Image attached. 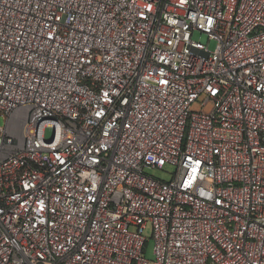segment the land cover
<instances>
[{
  "label": "built area",
  "instance_id": "1",
  "mask_svg": "<svg viewBox=\"0 0 264 264\" xmlns=\"http://www.w3.org/2000/svg\"><path fill=\"white\" fill-rule=\"evenodd\" d=\"M0 116V264H264V0H0Z\"/></svg>",
  "mask_w": 264,
  "mask_h": 264
},
{
  "label": "rangeland",
  "instance_id": "2",
  "mask_svg": "<svg viewBox=\"0 0 264 264\" xmlns=\"http://www.w3.org/2000/svg\"><path fill=\"white\" fill-rule=\"evenodd\" d=\"M193 40L204 44L206 47H208L210 52H214L216 50L217 41L213 40V39H209L208 35H206V34H201L199 32H196L193 36ZM207 110H209V109L207 108ZM4 126H5V118L0 116V127L3 128ZM51 133L52 132L49 131L48 137H51ZM174 172H175L174 168L170 165H167L166 167H164L162 169H149V170H147L146 173L150 176L157 178V179L168 182L172 179ZM145 235L147 237L148 243L146 245L144 256L148 261L154 262L156 259L155 242H154V239L152 238L151 227H148L145 230Z\"/></svg>",
  "mask_w": 264,
  "mask_h": 264
}]
</instances>
